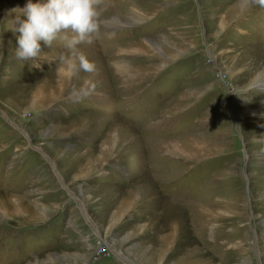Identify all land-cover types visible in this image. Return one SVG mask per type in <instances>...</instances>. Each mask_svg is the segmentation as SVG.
<instances>
[{"label":"rangeland","instance_id":"1","mask_svg":"<svg viewBox=\"0 0 264 264\" xmlns=\"http://www.w3.org/2000/svg\"><path fill=\"white\" fill-rule=\"evenodd\" d=\"M25 3L0 0V264H264V6L97 0L91 44L20 61Z\"/></svg>","mask_w":264,"mask_h":264},{"label":"clouds","instance_id":"2","mask_svg":"<svg viewBox=\"0 0 264 264\" xmlns=\"http://www.w3.org/2000/svg\"><path fill=\"white\" fill-rule=\"evenodd\" d=\"M257 2L264 6V0ZM97 16V0H26L19 15L9 20L8 29L16 36L14 58L36 60L42 52L41 42L49 48L58 36L62 37L63 47L69 53L75 52L81 43L91 44V35L98 27ZM78 59L79 70L94 71V65L83 55Z\"/></svg>","mask_w":264,"mask_h":264},{"label":"bare ground","instance_id":"3","mask_svg":"<svg viewBox=\"0 0 264 264\" xmlns=\"http://www.w3.org/2000/svg\"><path fill=\"white\" fill-rule=\"evenodd\" d=\"M127 199H128V198H127ZM127 199H126V200H127ZM179 243H180V242H179ZM177 246H178V245H177ZM193 246H194V245H193ZM180 247H181V246H180ZM193 248H194V247H193ZM198 248H199V247H198ZM176 249H177V247H176ZM160 251H161V250H160ZM176 251H178V250H176ZM176 251H175V253H177ZM173 252H174V251H173ZM180 252H181V249H180ZM188 252H189V251H188ZM178 254H179V253H178ZM208 255H209V254H208ZM174 256H175V255H174ZM175 258H176V256H175Z\"/></svg>","mask_w":264,"mask_h":264}]
</instances>
